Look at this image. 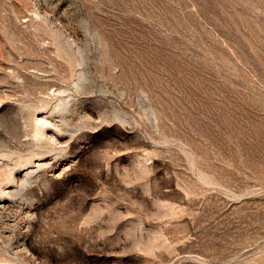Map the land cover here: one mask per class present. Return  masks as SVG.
<instances>
[{
  "label": "rangeland",
  "instance_id": "374dc122",
  "mask_svg": "<svg viewBox=\"0 0 264 264\" xmlns=\"http://www.w3.org/2000/svg\"><path fill=\"white\" fill-rule=\"evenodd\" d=\"M0 264H264V0H0Z\"/></svg>",
  "mask_w": 264,
  "mask_h": 264
}]
</instances>
